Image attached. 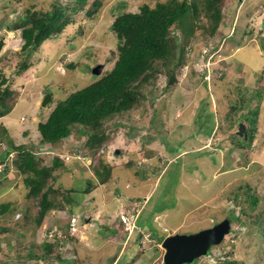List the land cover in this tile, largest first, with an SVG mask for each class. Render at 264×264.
Wrapping results in <instances>:
<instances>
[{"label":"rangeland","instance_id":"obj_1","mask_svg":"<svg viewBox=\"0 0 264 264\" xmlns=\"http://www.w3.org/2000/svg\"><path fill=\"white\" fill-rule=\"evenodd\" d=\"M92 1L71 13L63 30L43 41L26 60L29 66L17 73L19 56L13 52L19 50L22 39L20 28L14 27L19 25L27 7L46 10L52 0H0V38L4 39L0 79H8L6 84L12 91L7 100L13 105L8 114L0 117V123L7 127L14 145L24 144L32 149L45 165L51 163L55 154L47 153L45 147L50 144L40 141L38 122L45 121L56 101L90 84L112 67L117 53V38L110 27L114 16L121 10L136 11L142 3L153 6L167 0H98L97 6ZM221 11L223 18L213 35L201 28H194L190 36L176 30L181 34L187 61L176 71L174 84L166 86L165 76L159 75L155 82L145 85L146 96L137 107L105 124L104 153L96 152L93 160L101 158L110 165V180L98 181L93 175V160H59L55 176L49 177L47 183L58 191L72 189L73 192L63 194L56 192L55 196L59 199L69 195L71 204L74 201L65 207L76 212L80 228L87 209L86 215L97 211L96 222L100 225L108 222L106 215H112L110 230L116 232L112 221L119 220L121 204L122 209L138 210L139 222L156 241L166 234L195 232L228 218L229 232L221 243L210 247L213 258L199 256L190 264H264V229L254 222L259 213V220H264V0H222ZM206 45L219 47L222 53L220 60L216 56L215 63L221 67L222 79L214 77L219 87L210 82L209 91H204L200 76L206 65L202 56ZM95 64L104 67L98 76L92 75ZM253 78L257 79L255 86L250 84ZM244 87L254 89L245 90L250 100L241 96L236 102L240 106L233 111L230 105L238 99V89L243 91ZM258 87L260 90H255ZM217 91L220 99L215 95ZM47 94L51 99L43 106L41 101ZM251 112L257 113L250 124V128L254 126L252 140L238 135L236 127ZM9 119L19 125L8 123ZM5 142L0 137V157L6 158V166L0 163V204L12 200L14 207L0 213V225L6 227L0 230V264H44L37 254L29 256L28 250L36 245L34 251L40 252L42 243L51 241L47 229L56 219L55 214L63 217L56 223L64 225L69 212L50 209L40 224L33 221L39 211V197L33 201L26 195L27 188L13 160L16 152L7 156L4 149L10 145ZM61 144L85 156L89 153L84 137L75 129L59 141ZM143 146L146 151L151 150L149 155L144 156ZM51 148L48 151H53ZM91 183L93 186L85 191ZM244 183L249 184L257 198L254 208L245 201V186L239 188ZM235 191L237 199L233 197ZM241 200L247 211L244 214L239 210ZM25 211L30 217L28 222L22 218ZM233 213L244 223L234 222ZM84 225L92 236L62 244L56 264H109L114 255L112 264H161L160 246L143 247L134 236L121 242L124 233H119V239H103L110 230H94L87 221Z\"/></svg>","mask_w":264,"mask_h":264},{"label":"trees","instance_id":"obj_2","mask_svg":"<svg viewBox=\"0 0 264 264\" xmlns=\"http://www.w3.org/2000/svg\"><path fill=\"white\" fill-rule=\"evenodd\" d=\"M87 1L73 0V3L65 5L59 3L58 0H52L49 9H30L28 7L25 9V14L20 18L19 25L14 27L20 28L22 39L19 50L13 52L19 56L15 64L17 73L29 66L26 60L33 51L43 41L61 32L70 21V14L83 7ZM92 5H100V2L93 0ZM221 6L222 0H167L157 1L153 6L142 3L136 11H119L110 24L117 38V53L112 67L90 84L77 88L64 99L56 101L53 108L48 112L45 121L38 122L40 141L57 142L75 129L81 137H84V146L87 147L91 156L95 155L107 137L105 124L115 116L128 113L137 107L141 99L146 96L143 92L146 84L155 82L159 75L165 76L166 86L175 83L176 71L180 70L187 61L181 34L176 33V30L178 29L182 34L190 36L194 33V28H201L209 35H213L223 18ZM69 67L71 68L73 65L70 64ZM254 78L250 80V84L255 86L257 79ZM7 80L5 77L0 79V116L12 108L7 100L12 91L6 84ZM203 86L206 84L204 83ZM246 89L248 88L244 87L243 91L238 89L239 97L230 105L233 111L238 108L236 102L241 99V96L244 100H250L245 93ZM255 90H260V88H255ZM251 114L252 112L245 119L248 121L249 129L245 130L243 134L244 138L250 137V140L253 138V127L250 128V124L253 123V117L255 119L257 113ZM0 129L6 141L16 152V157L13 160L17 172L21 175L22 180H20L24 188H27L26 195L32 197L33 201L39 197L37 202L39 211L33 217V221L37 225L40 224L43 216L50 209H56L58 212L67 211L65 206L71 204L67 198L70 196H62L58 199L55 193L63 194L66 191L68 193L72 189L58 191L47 183L49 177L55 176L53 173L55 168L60 165L59 158L55 157L51 164L45 165L41 162L40 157H36L34 152L25 145H14L6 135L3 126L0 125ZM249 131L252 132L250 136H248ZM142 149L146 153L144 146ZM149 151L151 150L149 149ZM6 152L8 153V151ZM93 173L98 181L103 183L111 179L112 171L110 165L100 158L93 164ZM92 186L91 183L85 191ZM244 186L245 201H249L248 207L254 208L257 204V198L251 192L248 183L240 185L239 188L243 189ZM233 194V197L237 199L236 191ZM11 201L0 204V213L12 210L11 208L14 206ZM240 205L241 213H246L245 204L242 200ZM260 216L261 213L257 214L254 222L261 229H264V220H259ZM22 218H24V222L29 221L30 217L27 211ZM232 218L234 222L244 223V219L242 220L239 215L233 213ZM137 221L143 229L148 230L139 222V217ZM3 229L6 227L0 225V230ZM114 238L119 239V234ZM123 238L121 236V239ZM49 240L51 241L42 243L40 252L34 251L36 245H31L28 255L37 254L36 256L41 258L44 264H56L55 258L60 259L61 256L60 250L56 248L59 243L52 238ZM36 248L39 249L40 246L38 245ZM231 263L234 264L235 262L232 261ZM10 264L21 263L10 262Z\"/></svg>","mask_w":264,"mask_h":264},{"label":"clouds","instance_id":"obj_3","mask_svg":"<svg viewBox=\"0 0 264 264\" xmlns=\"http://www.w3.org/2000/svg\"><path fill=\"white\" fill-rule=\"evenodd\" d=\"M232 34V33H231ZM230 34V35H231ZM239 45V44H238ZM241 46V45H240ZM238 49V48H237ZM204 53H202L203 55L202 56H204V59H203V63H206V65H204V67L201 69V73H200V76H201V80L203 81V84L205 83L206 84V86H203V88H204V91L205 90H210L211 89V85H210V82H211V84H215V82H216V84H217V88L219 87V85H218V83H217V80L216 79H214V77H216V76H218V78L219 79H222V77H220L221 76V74H222V72L221 71H219L220 69H221V67H217L216 65H215V63H216V56L217 55H219V57H218V60H220L219 58H220V56H222V53H219V47H216V46H213L212 48H211V45H206L205 47H204ZM219 53V54H218ZM206 60H207V62H206ZM95 65H97V64H95ZM94 65V66H95ZM94 66H92V67H94ZM104 68V67H103ZM102 71H103V69H102ZM235 72V71H234ZM102 73V72H101ZM251 80V79H250ZM223 81V80H222ZM222 81H220L219 83H221V85H222ZM235 84V83H234ZM245 86H248V85H245ZM210 87V88H209ZM249 87H252V86H249ZM234 89H236L237 90V88L236 87H234ZM248 89H250V88H248ZM250 90H254V89H250ZM214 93H215V89H214ZM213 94V93H212ZM212 94H211V92L209 93V96L212 98ZM256 94H258V93H256ZM215 95H217V97H218V99H220V94H219V92L217 91V93L215 94ZM50 101V100H49ZM48 103V102H47ZM46 103V104H47ZM43 106H45V105H43ZM238 106H240V104H238ZM12 107H13V105H12ZM12 109V108H11ZM9 113V111L7 112V113H5V114H8ZM4 114V115H5ZM4 115H1L0 117H2V116H4ZM246 117H248V116H244V118H246ZM20 122H24V118L21 116L20 117ZM243 123L244 124V122H245V124L244 125H247V127H244V125H243V133L242 134H240V133H238V131H237V134L238 135H240V136H242L243 137V134H244V131L245 130H248L249 129V124H248V121H244V122H242V121H238V124L237 125H239L240 123ZM9 123V122H8ZM1 124V123H0ZM16 125H19L17 122L15 123ZM2 125V124H1ZM236 125V127H237V130H238V126ZM3 127H4V129L6 130V135L9 137V139H11L10 138V136H9V134H8V130H7V127L5 126V125H2ZM253 128H254V126H253ZM0 137H2L5 141H6V139L4 138V136H3V133H2V130L0 129ZM61 139H63V138H61ZM60 139V140H61ZM246 139V138H245ZM253 139V138H252ZM60 140H58L57 142H53V143H46V142H42V143H44V144H50L49 146H47V147H45V149H47V153H52V154H55V155H53V157L52 158H55V157H58L59 158V160H60V162L61 161H70V162H72V161H74V160H76V159H82V160H86V159H88V161L89 162H92V160L93 159H95L94 157H95V155H93V156H91V154H87L86 156L83 154V153H81V152H79V151H75V150H67L66 148H65V146H63L62 144L61 145H59V141ZM11 142H12V139H11ZM105 142V141H104ZM104 142L102 143V145L99 147V149H98V151H97V153H99V152H101V153H104L103 151V146H104ZM6 144H8V145H10L7 141L5 142ZM56 143H57V145H56ZM14 144V143H13ZM53 144H55V145H53ZM22 145H24V144H22ZM50 147H52L51 149L53 150V151H48L49 149H50ZM5 147H3V149H4ZM59 149V150H58ZM70 149V148H69ZM101 149H102V151H101ZM4 150H6V151H8V153H7V156L9 155L10 156V153H14L15 151L12 149V146H10V148H8V149H4ZM32 150V149H31ZM56 150H58V151H56ZM11 151V152H10ZM33 151V150H32ZM45 151V150H44ZM34 152V151H33ZM34 154L36 155V153L34 152ZM81 157V158H80ZM88 157V158H87ZM5 160H6V158L5 159H2L1 157H0V163L1 164H4V166H6V162H5ZM53 160V159H52ZM51 163H52V161H51ZM50 163V164H51ZM96 163V160H93V163L92 164H95ZM77 164H79V163H74V165L76 166ZM3 170L2 171H5V167H3L2 168ZM74 203V201L72 202V204ZM121 206H122V204H121ZM120 209H122V208H120ZM135 210V209H134ZM134 210H131V209H129L128 207H123V209L122 210H119V220H120V214L122 213V212H126V211H128V212H133L134 214L136 213V218H135V225H136V227L134 228V230L132 231V232H128V230H126V229H124V226H123V223L121 222V220H120V222H119V220H117V222H118V225H116L115 227H116V231H117V233L119 234V233H124V238L121 240V242H128V239L130 238V237H132V236H134L136 239L138 238L139 239V244L140 245H142L143 247L144 246H146V245H150L149 246V248H156V247H153V246H160V248L158 249V248H156V249H158L159 251H162V253L164 252V250H163V248H162V246H161V241H162V239L167 235H165L161 240H157L156 241V239H155V237L153 236V234L151 233V231L150 230H146V229H143V227L138 223V217H139V213L136 211H134ZM57 211V210H56ZM87 211V209L84 211V213ZM67 212H69V214L67 215V216H65V218H66V220L64 221L65 222V224L64 225H60V224H57L56 222L58 221V218H63L62 216H60V214L59 213H57V214H55V216H56V219H54V222H52V227L50 228V227H48V232H49V236L53 239V240H56V242H58L59 243V246H58V249L62 246V244H68V242L70 241V240H74V241H76V240H79V239H81L82 238V236H92L91 235V233L87 230V225L85 226L84 224H86V221H87V223L88 224H90L91 226H92V228L94 229V230H98L99 228H96V226H94V224H92V223H95L96 222V219H97V215H98V213H97V211H96V213L95 214H93V213H91L90 215L88 214V215H86V214H82V217H84V222L82 223V225H81V228L78 226V220H79V217H78V215L76 214V212L73 210L72 212L71 211H67ZM20 216V215H19ZM18 216V217H19ZM90 218V219H89ZM217 223V222H216ZM215 224V223H214ZM71 226H73V229H72V227ZM85 226V227H84ZM58 228V229H57ZM121 229L123 230V232L121 231ZM119 231V232H118ZM146 233H149V237H150V239L148 240V238H145L144 237V234H146ZM82 234H84V235H82ZM57 237V238H56ZM69 240V241H68ZM222 240H223V238H222ZM221 240V241H222ZM221 241H220V243H221ZM219 244V243H218ZM122 245V244H121ZM215 245H217V244H215ZM72 246V245H71ZM70 246V247H71ZM212 246V245H211ZM69 247V248H70ZM72 247H75V248H77L76 246H72ZM148 248V249H149ZM78 249V248H77ZM213 249L212 250H210V247H209V249H208V251H207V253L206 254H204V255H202V258H213ZM61 252V251H60ZM74 252L76 253V249L74 250ZM163 255V254H162ZM161 255V256H162ZM67 255H65V257H66ZM76 258V260H77V257H75ZM161 263H162V258H161Z\"/></svg>","mask_w":264,"mask_h":264},{"label":"water","instance_id":"obj_4","mask_svg":"<svg viewBox=\"0 0 264 264\" xmlns=\"http://www.w3.org/2000/svg\"><path fill=\"white\" fill-rule=\"evenodd\" d=\"M4 44V39L0 38V49ZM103 69L102 64L92 67V75L98 76ZM51 99V95L47 94L41 101L42 105ZM243 123L238 125V133H243ZM230 230V221L223 218L217 223L202 228L195 232L182 233L173 232L166 235L161 246L164 250L161 264H185L191 263L195 258L207 253L211 245L220 243L225 234Z\"/></svg>","mask_w":264,"mask_h":264},{"label":"crops","instance_id":"obj_5","mask_svg":"<svg viewBox=\"0 0 264 264\" xmlns=\"http://www.w3.org/2000/svg\"><path fill=\"white\" fill-rule=\"evenodd\" d=\"M9 123H11V124H15L16 122L13 120V119H9V121H8ZM147 155H149V152L148 151H146V154H144V156H147ZM77 166V165H76ZM103 198H104V196H102ZM107 198H110L111 200H112V198L111 197H106V198H104V199H107ZM115 198V197H114ZM120 208H122V206H120ZM119 210H121V209H118V211ZM109 217V218H108ZM113 216L112 215H109V216H107L106 215V219L108 220V222H102L101 223V225H100V223H98V222H95V223H92V224H94V226H96V228H101V231L104 229V230H110L111 229V225H110V218H112ZM114 221H112V223H113V225L114 226H116V225H118V222H117V220H116V218H114L113 219ZM109 235H107V236H105L103 239H105V238H112V239H114V237L115 236H118V233H117V231L116 232H112V230H110V232L108 233ZM102 243H100L99 245H101ZM115 255H114V258L111 260V262L109 263V264H112L113 263V261L114 260H116L115 259Z\"/></svg>","mask_w":264,"mask_h":264},{"label":"built area","instance_id":"obj_6","mask_svg":"<svg viewBox=\"0 0 264 264\" xmlns=\"http://www.w3.org/2000/svg\"><path fill=\"white\" fill-rule=\"evenodd\" d=\"M135 218H136V213L134 214L132 211L131 212L126 211L120 214V220L123 223L124 229L128 230L129 233L132 232L136 227ZM71 227L73 229V226ZM144 237L148 238L149 240L150 239L149 233L144 234Z\"/></svg>","mask_w":264,"mask_h":264}]
</instances>
